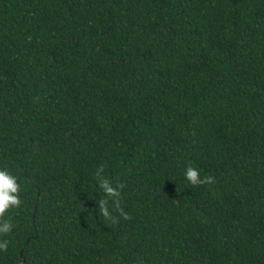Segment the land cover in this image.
<instances>
[{"label": "trees", "instance_id": "16d2710c", "mask_svg": "<svg viewBox=\"0 0 264 264\" xmlns=\"http://www.w3.org/2000/svg\"><path fill=\"white\" fill-rule=\"evenodd\" d=\"M3 169L0 264H264V0H0Z\"/></svg>", "mask_w": 264, "mask_h": 264}, {"label": "clouds", "instance_id": "9594fccd", "mask_svg": "<svg viewBox=\"0 0 264 264\" xmlns=\"http://www.w3.org/2000/svg\"><path fill=\"white\" fill-rule=\"evenodd\" d=\"M185 179L188 180L191 184L197 185L204 182V179L210 178H200L198 175V170L188 166L184 172ZM98 183L101 189L108 196H117V189L111 186L110 181L107 178L98 180ZM19 185L17 183V177L12 175L8 170H0V215H3L6 209L11 206H16L19 204ZM102 212L105 216H109L110 213L107 207L102 206ZM126 216V214H125ZM10 224L5 222L0 226V231H8Z\"/></svg>", "mask_w": 264, "mask_h": 264}]
</instances>
